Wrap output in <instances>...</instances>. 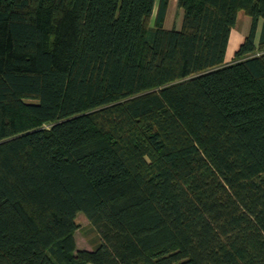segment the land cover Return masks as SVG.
I'll return each instance as SVG.
<instances>
[{
	"label": "trees",
	"instance_id": "16d2710c",
	"mask_svg": "<svg viewBox=\"0 0 264 264\" xmlns=\"http://www.w3.org/2000/svg\"><path fill=\"white\" fill-rule=\"evenodd\" d=\"M169 5L0 0V264H264V0Z\"/></svg>",
	"mask_w": 264,
	"mask_h": 264
},
{
	"label": "rangeland",
	"instance_id": "374dc122",
	"mask_svg": "<svg viewBox=\"0 0 264 264\" xmlns=\"http://www.w3.org/2000/svg\"><path fill=\"white\" fill-rule=\"evenodd\" d=\"M240 18L238 23H236L233 31V40L231 41L227 57L231 58L235 54V51L239 48L240 44L238 45V38L242 35L245 26H246V19L249 20V16L243 11H239ZM183 9H180L177 5V0H170L169 11L167 15V19L165 25L168 28L176 27L180 28L182 25L183 20ZM249 28V27H248ZM247 28V29H248ZM249 30V29H248ZM262 52L256 51V53ZM235 56V55H234ZM233 56V59L235 57ZM44 126L49 127V124H45ZM77 222L78 228L76 229V240L79 249H93L95 246L100 242V234L98 230L93 226L90 220L85 216L83 212H79L77 214Z\"/></svg>",
	"mask_w": 264,
	"mask_h": 264
},
{
	"label": "crops",
	"instance_id": "0c3cea01",
	"mask_svg": "<svg viewBox=\"0 0 264 264\" xmlns=\"http://www.w3.org/2000/svg\"><path fill=\"white\" fill-rule=\"evenodd\" d=\"M239 18H240V13H239V15H238V20H237V23H238V21H239ZM249 18V20L248 19H246V26H245V29H244V31H243V33H242V35H240V37L238 38L239 40H238V45L240 44V43H242L243 42V40L245 39V37L248 35V33H249V30H250V26H251V18H250V16L248 17ZM235 27V26H234ZM249 27V28H248ZM261 27V26H260ZM249 30H248V29ZM233 31H234V28L232 29V33H231V37H230V42H229V46H228V50H229V47H230V44H231V41L233 40V38H234V36H233ZM258 33H260V28H259V32ZM259 35V34H258ZM259 37V36H258ZM258 39L259 38H257V41H258ZM228 50H227V53H228ZM236 52V51H235ZM235 55V54H234ZM233 55V56H234ZM233 56H231V58H228L227 57V54H226V62L227 63H230V62H232L234 59H233Z\"/></svg>",
	"mask_w": 264,
	"mask_h": 264
}]
</instances>
